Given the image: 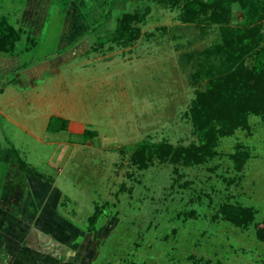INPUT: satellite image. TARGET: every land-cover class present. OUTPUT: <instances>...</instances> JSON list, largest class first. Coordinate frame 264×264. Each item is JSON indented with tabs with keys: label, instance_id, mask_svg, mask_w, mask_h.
I'll return each instance as SVG.
<instances>
[{
	"label": "rangeland",
	"instance_id": "rangeland-1",
	"mask_svg": "<svg viewBox=\"0 0 264 264\" xmlns=\"http://www.w3.org/2000/svg\"><path fill=\"white\" fill-rule=\"evenodd\" d=\"M110 1L0 0L19 33L0 52L1 251L12 243L23 264H41L46 235L58 264H264L263 115L220 137L202 163L142 169L131 159L143 140L198 143L189 109L208 77L195 74L213 60L203 51L222 42L220 25L183 21L188 0ZM125 13L141 30L130 43L107 37ZM231 14L241 26L239 3ZM52 115L68 128L48 131ZM238 147L249 153L241 171ZM12 148L53 182L24 172ZM225 203L252 207L254 223L224 220Z\"/></svg>",
	"mask_w": 264,
	"mask_h": 264
},
{
	"label": "trees",
	"instance_id": "trees-1",
	"mask_svg": "<svg viewBox=\"0 0 264 264\" xmlns=\"http://www.w3.org/2000/svg\"><path fill=\"white\" fill-rule=\"evenodd\" d=\"M110 2L112 4L115 0ZM234 3H239L243 10L241 26L230 23ZM201 16L220 25L222 42L203 51L206 58L213 60H208V64L202 62L195 74L197 78L208 77L204 84L198 86L189 109L198 143L176 146L143 140L132 148L131 158L142 169L151 166L156 159L174 165L202 163L215 155L220 137L232 135L238 128H250V114L264 116V0H188L184 5L183 21L193 23ZM137 18V13L123 14L117 20L113 34L107 37L125 43L138 39L141 30L133 25ZM97 28L95 25L91 30L96 31ZM18 39L17 29L8 23L6 16H2L0 51L12 52ZM249 56L253 58L251 67L244 63ZM67 128L68 120L55 115L51 116L47 126L51 132ZM85 134H88L87 130ZM12 152L24 172L47 183L53 182V177L30 166L15 148ZM231 158L236 170L241 171L249 153L238 147ZM98 213H101L100 209L90 217L91 231L95 229ZM219 216L240 227H247L255 221L253 208L240 204H223ZM255 227L257 236L264 242V220L256 223Z\"/></svg>",
	"mask_w": 264,
	"mask_h": 264
},
{
	"label": "crops",
	"instance_id": "crops-1",
	"mask_svg": "<svg viewBox=\"0 0 264 264\" xmlns=\"http://www.w3.org/2000/svg\"><path fill=\"white\" fill-rule=\"evenodd\" d=\"M0 52H4V51H0ZM4 53H10V52H4ZM1 59V58H0ZM3 85V84H2ZM1 88H4V85H3V87H1ZM4 92V91H3ZM13 153V152H12ZM14 155V154H13ZM15 157V156H14ZM18 163V162H17ZM7 172H6V170H5V168H3V176H2V178H5V175L4 174H6ZM3 180V179H2ZM1 180V185H3L6 181H2ZM47 183V182H46ZM49 184V183H48ZM0 224H1V220H0ZM3 232V231H2ZM39 233H41L42 235L44 234V233H42V232H40V231H38ZM1 236V238H0V241H2V239L4 238V236H3V233L0 235ZM44 240L42 241L43 242V244H42V248L41 249H39L38 251L39 252H42L43 253V260L42 261H40V263L41 264H58L59 262V259H60V256H59V253H56V252H54V251H51V249L48 247V246H46V243H44V241H49L50 240V238L49 237H47L46 235H43V237H42ZM41 238V239H42ZM10 241V240H9ZM39 244H40V242H38ZM1 246H0V264H14V263H16V262H19V264H23V260H25L26 258H25V256H26V254L23 256V252H15V250H14V248H15V246H14V244H10V246H9V248H8V250L5 248V252H3V251H1ZM47 248H49V250H47ZM32 249V248H31ZM46 249V250H45ZM33 250H35V249H33ZM53 253L52 254V259H50V256L49 257H47L50 253ZM2 253V254H1ZM32 254H33V251H32ZM69 255H70V253H69ZM54 257V258H53ZM42 259V258H41ZM16 261V262H15ZM26 261V260H25Z\"/></svg>",
	"mask_w": 264,
	"mask_h": 264
}]
</instances>
